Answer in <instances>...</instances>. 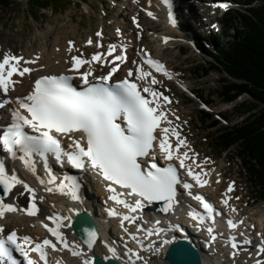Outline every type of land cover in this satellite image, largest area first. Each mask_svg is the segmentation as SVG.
Instances as JSON below:
<instances>
[{
  "label": "snow or ice",
  "instance_id": "snow-or-ice-1",
  "mask_svg": "<svg viewBox=\"0 0 264 264\" xmlns=\"http://www.w3.org/2000/svg\"><path fill=\"white\" fill-rule=\"evenodd\" d=\"M162 2L171 8L170 0H162ZM219 6L227 7L225 4ZM169 20L175 23L171 12H169ZM101 35L100 32L96 33L97 37ZM87 43L91 44L92 41L89 39ZM71 46V42H69L70 49ZM114 51L115 48L110 46L107 55L111 56ZM144 55L147 57L148 54L144 53ZM122 59L123 57L119 54L114 57L116 61ZM21 60V57L8 54L3 55L0 60V90L3 93L0 105L4 104L10 86L15 84L13 76H24L25 73L31 71L28 67H20ZM100 60L99 54H94L91 57V61ZM71 61L69 71L78 70L81 65L90 63V61L77 56H73ZM144 63L170 78V74L164 71L163 66L158 62L146 58ZM118 67L119 65L115 64L107 74L93 77L96 82L88 79L89 76H92L91 70L83 73L76 71L75 74L81 76L79 90L72 85V77L68 75H45L35 79L29 94L15 99L18 107L11 110L10 123L0 129V149L13 158L17 157L18 152L21 153L19 159L25 162L34 175L35 169L29 163L34 154L41 158H46L49 153L54 154L57 159L66 156L68 163L73 168L91 170L108 182L107 190L110 193H117L116 186L125 190L122 193L111 195L109 199L117 205H123L129 212H136L143 201L149 203L162 201L164 202L162 210L168 212L174 207V203L179 202L177 200V185L182 184L184 189L190 190L192 184L181 181L177 168L173 167L171 163L166 167L157 166L154 157V141H159L160 153L166 161L173 160V151L168 140L169 134L177 137L176 148L182 145L186 146V142L179 139V132L176 128L161 127L162 118L167 119L165 113L160 110L156 99L149 100L141 94L135 82L124 79L114 84L109 83ZM132 75L133 72L130 70L128 76ZM136 75L137 79L143 80L149 76V73L138 67ZM156 83V79L152 78L151 84ZM142 91L154 98L160 96L150 87H144ZM163 99L168 101L167 97H163ZM167 123L171 125V121H167ZM25 129H30L32 134H29ZM157 129H160L162 134L159 137L155 135ZM58 137L70 140L72 151L63 152L61 140ZM150 154H153L151 161L146 159ZM185 158H188L187 153H184L183 157L177 155L180 168H185ZM187 175L195 181L196 185L203 186L208 183L201 174L194 173L191 168L187 169ZM37 179L39 180V177ZM39 182L42 185L44 183L43 180H39ZM52 182L50 179L49 184ZM20 183L21 181L14 175L9 180L5 175V166L0 164V184L3 185L5 194L10 193L13 185ZM23 187L30 193L34 191L26 183ZM46 190L52 192L51 188ZM233 190V184H229L227 191ZM122 196L134 197V204H129L121 198ZM194 198L201 203L205 212H213L212 206L205 202L202 196L197 195ZM73 199H76L75 195ZM223 202L225 205L228 204L227 199ZM18 210L11 203L0 202V218H3L6 213ZM35 214L36 208L33 204L32 208L27 211V215ZM109 215L114 216L116 213L109 210ZM188 215L199 223L211 218L197 215L191 211L188 212ZM56 219L59 221L61 217ZM123 221L133 223L135 217L127 215L122 217V226ZM227 225L229 229L236 227V224L230 219L227 221ZM136 230L139 232L142 229L137 226ZM207 231L215 240L214 229L209 226ZM48 232L55 238L54 241L46 238L35 244L28 236L18 237L15 231L10 232L6 239L0 236V264H14L8 245L14 246L15 250L23 255L26 264H34V261L29 258L30 251L37 253L40 260L45 261L46 264L44 248L50 247L52 250H57L58 245L68 247L59 231L48 228ZM147 234L153 235L158 232L157 230H147ZM87 236V247L91 249L96 233L90 231ZM131 239L135 240L137 244L140 243L135 235H132ZM229 239L231 248L238 250L240 245L236 242V238L230 237ZM246 242L250 243V241ZM163 243L169 244L170 241L165 239ZM141 247L143 246L141 245ZM70 250L73 256L82 255L74 248ZM109 251L113 250L109 249ZM176 251L179 253L180 250ZM258 251L264 253V246ZM128 254L130 257L135 256L140 259L136 252L130 250ZM83 264H93V261L84 258ZM256 264H261L260 260H257Z\"/></svg>",
  "mask_w": 264,
  "mask_h": 264
},
{
  "label": "bare ground",
  "instance_id": "bare-ground-1",
  "mask_svg": "<svg viewBox=\"0 0 264 264\" xmlns=\"http://www.w3.org/2000/svg\"><path fill=\"white\" fill-rule=\"evenodd\" d=\"M125 1L126 3L128 2V5L130 7H128L127 5L124 9V12L121 14V21L120 24L117 26V32L113 35H109V38L111 39L106 38L107 34H105V31L103 30L104 28L101 27L99 28V31L102 32V37L98 38L95 36H89L88 39L83 41L82 45L74 41L71 37H66L58 34L54 39L49 40L47 45H44L43 48L38 49L36 52L32 49H27L23 50V52L16 55V53H14L13 51L8 52V50L6 48H3L0 44V60H2V57L5 54L15 55L17 57L22 58L20 63L21 68L28 67L31 69V71L29 73H25L24 76L15 75L12 78L15 81V84L14 86H10L9 91L7 93L4 102L6 104V109L0 111V129H2L3 126H5L10 120V113L8 114L7 110H9V108L11 107H18L15 103V99L17 97H23L29 94L33 87V82L35 79H38L45 75L61 74L63 72L72 73L78 78V75L75 74L76 71H69L71 69V58L73 56H77L84 60L89 59L88 61H90V63H87L85 65L84 70H91V72H96L100 76L107 74V72L111 69L113 65H121V70L118 73V76L122 77L128 71L131 70L129 67L132 65L133 62H139L142 58H144V53L149 54L147 48L145 47L146 45L144 46V36L142 34L143 28L142 23H140L142 20H144V16L141 15L142 13L140 11L136 10L137 7L135 6V3L132 0ZM138 1L142 2L141 0ZM149 1V5L144 6L143 10H145L146 14L148 15L149 13H151V15H149L151 16V18L153 17L156 20L158 18L159 20L157 21H161L162 14H165V7L158 3L156 0ZM179 2L188 4L185 5V7H188V9L191 7V14L189 16L191 17V20L193 19L192 22H197L196 20L199 16H196L197 11L196 8L192 5L191 1L184 0L183 2L179 0ZM224 2H226L227 5V1L224 0ZM177 8L178 7H176L175 9ZM127 9H129V11H127ZM164 25L166 29H174L173 27H171L168 19L164 21ZM89 39L92 41L91 44L87 43ZM172 40L173 38L168 36L154 37L153 43H156L158 45H162V43L171 44L170 42ZM69 42H71L72 45L71 49L69 48ZM110 46L115 48V51L112 53L111 56L107 55ZM140 47H142L143 51H140ZM88 51H91V53L88 54ZM124 51L129 52V58L126 63H122V60H114V57L117 54L122 56V53ZM94 54H99L101 56V60L91 61V57ZM87 55L89 57H87ZM25 61H28V63H25ZM164 61L166 60L164 59ZM104 63L105 66H103ZM165 71L170 74V77L173 76L172 72L169 69H166ZM163 77L169 78V76L166 75H164ZM151 79L150 85H152ZM182 87L186 89V85L183 83ZM2 97L3 93L2 90H0V98ZM8 101H11V103H8ZM9 112L11 111L9 110ZM166 112L168 114V117L171 120L175 121L178 112L174 114H172L170 111L168 112V110H166ZM179 139H182L186 142V146L182 145L179 147V154L181 157L184 156V153L188 154V158H185L184 163L187 164L188 167L194 168L195 173L201 174L202 178L207 180L208 183L205 184V187L198 188L192 178L185 177L183 179L184 182L192 184V188L190 190L180 189V193L177 195V200L179 202L175 204L174 210L166 216H158L160 219H162V221H165V224L167 225L166 227L169 226L170 229H162L161 231H157L158 234H153L152 238H148V235L146 233H143L142 238L144 239V249L143 247L139 249L135 248L134 246L130 247V250L132 252L138 253L139 256H144L146 262L145 264H168L164 259V252L168 244H164L163 241L165 239L170 241L174 238L179 237L177 233L179 234L181 232L177 230L174 231V225L181 223L187 225L189 228V232L197 234V239H199L200 234H202V232H205V230H207L209 226L214 227V225H216L214 224V222L210 225V222L207 220L208 223H203L199 230L196 226L198 225L196 223L198 221L192 220L185 215V211L190 207L199 206V202L194 198L195 196L205 194L215 200L218 205H225L223 201L226 199L228 200L227 205L240 204L239 198L235 200V183H233V191L228 192V187H226L227 192L225 191L224 194H221L220 189L222 187L221 184L223 183L224 178L220 170L214 169L213 173H211L212 171H209L207 166L208 163L206 160L203 164L198 153H193L191 155V152H193L194 147L193 145H190V143H188L187 137L184 135H179ZM171 140L177 141V137L174 136ZM179 154L177 153V155ZM175 160L179 161L177 157H175ZM66 172L67 170L64 171V173ZM6 175L9 178H11V176L13 175L16 176V178L20 180L21 183L14 185L11 189L9 196L5 199L0 198V202L11 203L15 208L19 210L6 213L3 218H0V228L2 229L0 231V234L7 236L10 232L15 231L18 237L21 238L23 236H28L31 238V240L42 239L46 236V233L40 228L39 219L46 217L48 212L52 210L65 212L68 215L70 214V220H73L75 217V209L84 208L92 212L91 214H93V217L96 219L97 222L100 223L98 225V229L101 233V238L95 247V251L93 253L88 251L80 240V238L73 233L72 229L69 227V224L68 226L64 225L63 227H61L60 233L65 239L68 247H65L64 245H58L57 250L51 249L52 253L55 254L60 260V262L57 264H83L84 258L90 259L94 254H99L102 257L106 255L119 254L115 252L118 247H116L114 240L117 239L116 241L119 242V237L124 239L125 236L123 235L122 229L128 228L131 225L128 221H123L122 226V218H120L121 220L109 219L107 216L108 212L105 211L106 206L96 205L99 203H103L107 197V192L105 190V187L101 183L99 175L94 174L93 178L86 176V179L89 180V185L92 188L91 192L79 185H73V188H64L63 191L58 192L54 189L53 179V182L49 184V180L46 178L47 176L37 171H35L34 175L32 170L23 168L21 164H16V166H14L13 163H10L9 170H7ZM37 177H39V180L44 181L43 185L39 182ZM24 183L29 185L34 191L31 193L28 192L27 189L23 187ZM47 188H51L52 192H48L46 190ZM74 193H76L80 197L79 203L76 202L75 199H73V196L76 195ZM31 198H34L35 202L38 203V208L40 211L36 215L29 216L27 215V211L29 208L28 203L30 202ZM228 209H230V211L233 213V216L242 217L241 225L237 227L239 230L243 231V234H240V237L244 238L246 235L248 237H250L251 235H254L256 237L254 240H251L250 243H248L250 246L246 244L247 253L251 255L252 260H248V262H239V264H249V262L252 263V261L257 260H260V262L263 263L264 254L259 252L258 249L264 246V205L263 207L261 206L258 209L257 214L254 215H252L251 213L250 215H248L242 213L241 211H233L234 208L231 207ZM148 214H150L149 211L146 212L145 216ZM251 220H255L258 224V229L257 231H255V233L251 232L248 228H246V225ZM141 223L143 227H146V225L149 224L146 222L145 219H142ZM248 226H252V224H249ZM109 231L111 233V236L109 237L111 245L109 243V240L107 239ZM239 232L240 231L229 230L228 232H226V234H237ZM152 239H157L160 242V245L150 246V242ZM218 242H221V238L218 240ZM72 248L80 251L82 255L73 256L70 250ZM228 248L232 250L231 246H229ZM109 249H112L113 251H109ZM122 249V252H124V254H122L124 261L122 262H125L124 264H137L135 262L134 257H130L129 254H125L128 251H125L124 246L122 247ZM205 252L206 253H204L203 262L204 264H209V262L211 261L208 258L209 251L207 250ZM126 258H131L132 261H129ZM224 258L226 257L218 256L217 258L215 257V260L218 264H224L222 263L225 260Z\"/></svg>",
  "mask_w": 264,
  "mask_h": 264
},
{
  "label": "rangeland",
  "instance_id": "rangeland-1",
  "mask_svg": "<svg viewBox=\"0 0 264 264\" xmlns=\"http://www.w3.org/2000/svg\"><path fill=\"white\" fill-rule=\"evenodd\" d=\"M206 2L208 0H192L191 2L198 13L196 16H199L197 22H192L187 15V13L191 14V7L189 9L185 7L188 4L178 3L181 7H178L180 10L177 11L178 20L182 29L170 30L164 25L165 14H162L161 21H157L158 18L157 20L151 18L142 11L143 5L147 3L146 0H142L141 3L136 0L135 6L136 10L144 16V20L140 22L143 28L144 46L146 45L151 55L165 59L170 67L168 69L172 70V77H158L155 86L168 98L165 105L169 107L171 113L178 112L175 118L176 127L186 135L190 145L194 147L195 151H193L199 154L202 161H207L209 171L213 173L214 169H219L223 174L220 193L224 194L228 183L233 181L236 187L235 200L239 198V205L244 208L247 206L248 215L250 213L254 215L261 206L263 207L264 201L252 190L241 161L235 157V148L222 155H219L215 147L212 148L213 137L220 134L224 127L241 124L248 117V114H239L237 107H240L242 103L249 107L253 98L245 93L234 102H226L219 92L225 90L234 80L224 71L216 69L215 60L214 69L208 75L198 72V69H202L203 66H209L213 59L200 50L197 42H205L204 44L213 50L214 46H217L218 37L223 42L228 37L223 34L227 24L228 26L233 24L231 17L227 16L228 11L207 9ZM260 3L261 0L256 2V5ZM62 4L63 9H44L39 14V21L30 19L26 0L13 1L10 7H0L1 46L8 52L13 51L16 55L27 49L36 52L58 34L71 37L82 45L89 36L97 37L96 33L101 27L107 34L106 38L111 39L109 35L117 32L121 14L128 2L126 3L125 0H65ZM242 5H239L240 8L245 9L246 7ZM231 13L234 15V12ZM236 25L241 26L240 23ZM229 32L232 37L236 29H231ZM161 36L173 38L171 44L153 43L154 37ZM142 50L140 47V51ZM90 53L91 51H88V54ZM182 83L186 85V89L182 87ZM200 111H206L214 116L216 124L211 130H207L205 124H200L198 120Z\"/></svg>",
  "mask_w": 264,
  "mask_h": 264
},
{
  "label": "trees",
  "instance_id": "trees-1",
  "mask_svg": "<svg viewBox=\"0 0 264 264\" xmlns=\"http://www.w3.org/2000/svg\"><path fill=\"white\" fill-rule=\"evenodd\" d=\"M13 1L0 0V7H10ZM65 0H26L27 11L33 21H39V14L44 9H63ZM85 1V0H84ZM242 1V0H236ZM247 7L243 11L228 12L233 24L224 30L228 36L224 42L216 39V51H208L207 47L199 44L200 50L206 52L213 62L209 66L198 69L208 75L214 69L224 71L234 81L220 96L226 102H234L242 94H249L253 101L249 107L244 103L237 107L239 114H248L241 124L226 126L215 138L212 148L219 155L235 148V157L242 163L248 180L258 197L264 201V0H243ZM240 23V27L236 25ZM236 32L230 37V30ZM199 122L206 125L207 130L214 127V116L206 111H200Z\"/></svg>",
  "mask_w": 264,
  "mask_h": 264
},
{
  "label": "water",
  "instance_id": "water-1",
  "mask_svg": "<svg viewBox=\"0 0 264 264\" xmlns=\"http://www.w3.org/2000/svg\"><path fill=\"white\" fill-rule=\"evenodd\" d=\"M11 190V189H10ZM10 194V193H9ZM9 194H5L3 185L0 184V198L5 199ZM164 202L159 201L156 205L151 206L152 210L159 211L162 214L170 212H164ZM75 234L82 240L84 245L87 247L88 236L87 233L92 231L96 233V237L93 242V247L88 250L90 252L95 251V247L101 238L100 232L96 226L94 219L87 213H81L77 215L74 224ZM179 249V253H177ZM165 260L168 264H203L202 262V250L187 238H178L168 245L165 254ZM93 264H119V261L112 257H102L99 254H94Z\"/></svg>",
  "mask_w": 264,
  "mask_h": 264
}]
</instances>
